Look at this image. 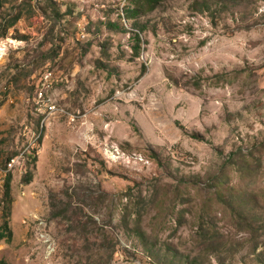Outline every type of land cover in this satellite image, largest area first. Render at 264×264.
<instances>
[{
  "label": "rangeland",
  "instance_id": "374dc122",
  "mask_svg": "<svg viewBox=\"0 0 264 264\" xmlns=\"http://www.w3.org/2000/svg\"><path fill=\"white\" fill-rule=\"evenodd\" d=\"M7 221L0 264H264V0H0Z\"/></svg>",
  "mask_w": 264,
  "mask_h": 264
},
{
  "label": "built area",
  "instance_id": "2783aa9c",
  "mask_svg": "<svg viewBox=\"0 0 264 264\" xmlns=\"http://www.w3.org/2000/svg\"><path fill=\"white\" fill-rule=\"evenodd\" d=\"M82 38H85L84 34H82ZM51 77H52V73L51 72L46 71V73H44V76H43V80H44L43 81L44 82L43 85H44V87L49 85ZM39 95H40V99L43 101L44 100L43 91H41L39 93ZM46 107L48 109V113H47L48 118L46 120H48L50 118V116L57 114V112L59 111L58 107L56 105H54V104H49L48 103L46 105ZM19 163H20V156L16 155V156L11 157L8 160V162H7V166H6L5 170H4V172L8 173L9 171H12L16 167V165H18Z\"/></svg>",
  "mask_w": 264,
  "mask_h": 264
},
{
  "label": "trees",
  "instance_id": "16d2710c",
  "mask_svg": "<svg viewBox=\"0 0 264 264\" xmlns=\"http://www.w3.org/2000/svg\"><path fill=\"white\" fill-rule=\"evenodd\" d=\"M13 25H14V22L11 23L10 25H8V28L11 27V26H13ZM6 166H7V163L5 164V168H6ZM10 183H11V176L9 174L8 177H7V179H6V182H5V190H6L5 191V195H9V196L11 194ZM7 231L10 233V235L8 234ZM12 233H13V231L10 229V225H9V222L8 221L5 222V224L0 225V241L3 240V239H10V238H12Z\"/></svg>",
  "mask_w": 264,
  "mask_h": 264
}]
</instances>
